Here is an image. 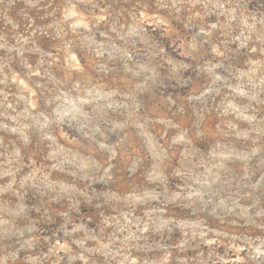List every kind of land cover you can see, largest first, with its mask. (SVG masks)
I'll list each match as a JSON object with an SVG mask.
<instances>
[{"label":"rangeland","instance_id":"1","mask_svg":"<svg viewBox=\"0 0 264 264\" xmlns=\"http://www.w3.org/2000/svg\"><path fill=\"white\" fill-rule=\"evenodd\" d=\"M0 264H264V0H0Z\"/></svg>","mask_w":264,"mask_h":264}]
</instances>
